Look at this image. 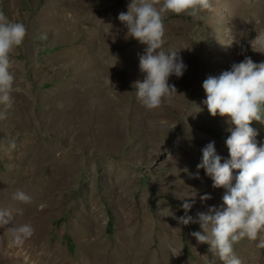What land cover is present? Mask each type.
<instances>
[{
  "label": "rangeland",
  "instance_id": "1",
  "mask_svg": "<svg viewBox=\"0 0 264 264\" xmlns=\"http://www.w3.org/2000/svg\"><path fill=\"white\" fill-rule=\"evenodd\" d=\"M116 1L0 0V12L27 29L11 54L18 91L0 119V192L16 183L38 192L23 222L35 229L30 239L10 246L15 214L0 227V264H222L191 235L198 223L174 217L184 202L194 218L222 205L226 190L203 169L194 175L209 142L222 163L230 158L226 118L210 115L202 84L245 57L264 62V48L251 45L264 20L245 25L236 8L261 4L212 0L196 18L166 15L161 50H180L187 68L169 78L171 101L148 111L133 86L146 45L126 38L118 19L131 0ZM251 126L264 145V124ZM257 243L234 245L241 264H264Z\"/></svg>",
  "mask_w": 264,
  "mask_h": 264
},
{
  "label": "clouds",
  "instance_id": "2",
  "mask_svg": "<svg viewBox=\"0 0 264 264\" xmlns=\"http://www.w3.org/2000/svg\"><path fill=\"white\" fill-rule=\"evenodd\" d=\"M212 9V0H131L127 12L119 14V21L127 29L126 38L146 45L139 55L143 80L133 85L138 101L146 110L158 109L171 101L177 92L169 84V78L182 77L187 68L180 50H161L165 43V16L171 13L196 18L201 11ZM26 35L23 23L10 20L0 12V106L4 109L0 119L7 118V110L13 106V93L18 91L11 54L22 45ZM253 44L264 48V32H259L251 41L252 48ZM202 87L206 94L203 104L210 115L226 118V131L230 135L225 143L230 158L222 163L215 142H209L202 149V159L194 175L199 178V170L203 169L214 189L226 191L219 208L210 206L206 212H197L194 218L188 215L192 204L184 202L185 214L174 218L183 225L198 223L202 231L191 235L198 243L208 244L209 252L222 264H241L235 244L247 239L258 241L256 246L264 248V145L258 146L259 133L251 126L254 121L264 124V62L255 63L245 57L219 76L206 78ZM12 199L31 202V197L21 190L13 193ZM207 199L211 196L201 197V200ZM12 222V212L0 209V227ZM9 231L10 246H22L35 233L30 223L13 225Z\"/></svg>",
  "mask_w": 264,
  "mask_h": 264
},
{
  "label": "bare ground",
  "instance_id": "3",
  "mask_svg": "<svg viewBox=\"0 0 264 264\" xmlns=\"http://www.w3.org/2000/svg\"><path fill=\"white\" fill-rule=\"evenodd\" d=\"M257 1L261 4V7L260 8H256V9H249V8L248 9H244L242 6H237L236 7L239 11L241 10V12H242L241 13V16L242 17L247 16V18H246L247 20L245 21V25H247L248 21H250V20H251L250 21V24L251 25H253V23L254 24H257L260 21L263 24V20H264V0H257ZM235 3H236V0H235ZM254 16H256V17H258V19L259 18L260 19L256 22V20H254ZM27 147H29V146L27 145ZM54 186L55 185H53L51 188L49 187L51 189V192L50 193H53ZM17 190H21V191L25 192L27 195H29L31 197V202L30 203H22V202L13 200L12 199L13 193H15ZM2 195H4L5 198H3ZM37 195H38V192L37 191L30 190L27 186H25V184H23V183H16L14 185L9 186V188L6 189L5 192L4 191L3 192H0V197L2 198V200H0V204H1V202L5 201L4 202V205L6 204V206H7L8 209H12L14 211L12 214H15V217H16L15 223L16 224H18V223L23 224L24 220H26L30 216V207L32 209H35V204H36L35 198H36ZM138 228L140 230H138L135 235H138L137 237L142 238L144 236V234H143L144 233V231H143L144 226L138 227Z\"/></svg>",
  "mask_w": 264,
  "mask_h": 264
},
{
  "label": "trees",
  "instance_id": "4",
  "mask_svg": "<svg viewBox=\"0 0 264 264\" xmlns=\"http://www.w3.org/2000/svg\"><path fill=\"white\" fill-rule=\"evenodd\" d=\"M121 1H122V0H117L116 3L118 4V3H120Z\"/></svg>",
  "mask_w": 264,
  "mask_h": 264
}]
</instances>
